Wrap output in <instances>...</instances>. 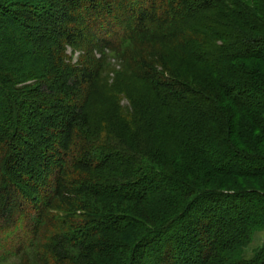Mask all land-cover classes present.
Instances as JSON below:
<instances>
[{"label": "trees", "instance_id": "obj_1", "mask_svg": "<svg viewBox=\"0 0 264 264\" xmlns=\"http://www.w3.org/2000/svg\"><path fill=\"white\" fill-rule=\"evenodd\" d=\"M2 25L0 264H264V0H0Z\"/></svg>", "mask_w": 264, "mask_h": 264}, {"label": "rangeland", "instance_id": "obj_2", "mask_svg": "<svg viewBox=\"0 0 264 264\" xmlns=\"http://www.w3.org/2000/svg\"><path fill=\"white\" fill-rule=\"evenodd\" d=\"M8 28L10 27L2 25L0 26V31H2L3 29L8 30ZM104 54L106 55L108 62V67L104 74L105 82L107 83V85L111 86L117 81L123 82L126 79H129V74L126 73L125 65L122 64L119 59H117L115 56H113V54L109 53L108 51H105ZM118 101H120L122 106L127 105L125 96L121 95ZM263 246L264 231L255 232L252 236L250 244L243 251L244 258L247 260L252 259ZM40 255L41 254L38 250L32 249L28 251V253H26L25 255L19 257L18 259L3 264H38L37 258L40 257Z\"/></svg>", "mask_w": 264, "mask_h": 264}]
</instances>
